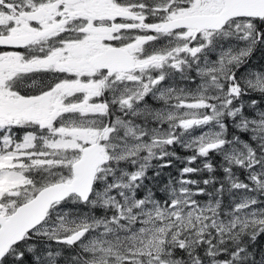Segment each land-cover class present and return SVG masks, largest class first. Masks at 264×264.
<instances>
[{
	"label": "snow or ice",
	"instance_id": "1",
	"mask_svg": "<svg viewBox=\"0 0 264 264\" xmlns=\"http://www.w3.org/2000/svg\"><path fill=\"white\" fill-rule=\"evenodd\" d=\"M260 49L264 0H0V264H264Z\"/></svg>",
	"mask_w": 264,
	"mask_h": 264
},
{
	"label": "trees",
	"instance_id": "2",
	"mask_svg": "<svg viewBox=\"0 0 264 264\" xmlns=\"http://www.w3.org/2000/svg\"><path fill=\"white\" fill-rule=\"evenodd\" d=\"M254 58L256 59L257 56L254 55V56L252 57L251 62L254 60ZM251 64L254 65V66H257V67H259L260 65H264V63H262V62H259V63H257V62H252ZM176 152H177V155H179V156H184V155H187V154H188V153H186L184 150L180 149L178 146H177V148H176ZM217 159H218V158H217ZM173 164H174L176 167H183V165L180 163V161L175 160V159H173ZM163 173H164V174L161 176V180H166V179H167V174H168V173H171L173 176L177 175V173H176V169H175L174 167H171V166L165 168V169L163 170ZM148 175H149V176H152V175H153V173H152L151 170L149 171ZM207 175H208V174L205 172V173H204V176L207 177ZM217 175H221V173L217 172ZM259 246H264V237H261V238L259 239V241H258V247H259Z\"/></svg>",
	"mask_w": 264,
	"mask_h": 264
},
{
	"label": "rangeland",
	"instance_id": "3",
	"mask_svg": "<svg viewBox=\"0 0 264 264\" xmlns=\"http://www.w3.org/2000/svg\"><path fill=\"white\" fill-rule=\"evenodd\" d=\"M254 55H256L257 58H256V59L254 58V60H253L252 62H257V63L262 62V63H264V49L257 50V51L253 54V56H254ZM252 62H251V63H252Z\"/></svg>",
	"mask_w": 264,
	"mask_h": 264
}]
</instances>
